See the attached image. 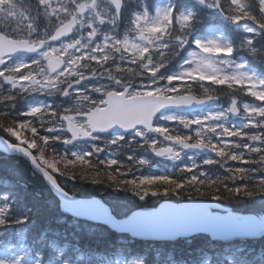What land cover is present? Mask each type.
I'll return each instance as SVG.
<instances>
[{"label":"trees","instance_id":"trees-1","mask_svg":"<svg viewBox=\"0 0 264 264\" xmlns=\"http://www.w3.org/2000/svg\"><path fill=\"white\" fill-rule=\"evenodd\" d=\"M153 2V0H149ZM181 5L195 3L190 0H177ZM248 11L246 19L248 23L258 30L255 34H248L249 39L243 36V31L227 29L229 44L233 51L229 54L231 60L243 55L249 65L264 76V4L261 0H243ZM219 5L225 13L232 8L230 0H219ZM236 16L245 17L242 9H233ZM211 12L196 5V13L192 18L193 32L188 30V43L186 47L193 44L194 39L205 33L206 24ZM227 18H232L228 15ZM201 21H206L201 23ZM210 21V20H209ZM165 36L179 37L180 30L172 21L167 23ZM228 28V27H227ZM171 35H169V33ZM254 47V50H252ZM181 49L167 59L168 70L178 69L181 58ZM246 84L230 79L227 83L192 81L181 87V91L188 90L196 95H210L218 97L221 101H229L233 98L256 102L263 113H258L256 123H252L242 130L233 128L229 132V142L223 144L219 149L223 150L221 160L231 162L230 169L221 173H208L211 176L200 174L192 175L190 171L172 174L167 178H157L151 182L140 184L137 187L130 181L139 179L135 176L136 169L143 164L138 163L137 157L133 160L124 158L121 162L109 163L94 155L85 157L74 156L66 148L60 147L54 138H49L50 133L42 132V136H36L37 140L32 152H48L51 149L61 154L64 161L54 158L53 162L57 169L55 176L59 183L75 196H97L108 204L107 197H124L137 192L145 193L147 203L155 204L160 200L169 199L174 201L186 199H202L216 201L220 205L229 207L240 212H255L260 214L263 210L259 201L264 198V97H257L246 88ZM264 86V80H263ZM7 104L0 103V135L8 140L7 132L10 128L17 127L13 110L3 111ZM261 137L262 143L250 145V137ZM47 138V139H45ZM54 148V149H53ZM221 150V152H222ZM238 157L239 159H234ZM65 179L74 184L80 192L71 188L62 180ZM0 180L10 182L9 187L0 184V190H5L8 196L0 197L4 204L2 213L3 225L21 227L24 230L23 239L32 251H38L42 260H46L51 253L52 246L57 245L66 257H74L81 253L85 258L103 253L111 256L116 251L125 254L141 255L143 261L140 264H203L205 255L211 253L209 264H224L227 255L240 260L249 261L256 257L258 251L264 254V237L258 240H241L232 245L241 244L239 252L232 251L233 246L226 248L224 243L211 241L203 233L196 234L190 238H181L172 242L141 241L120 234L107 228L102 224H92L76 220L73 216L63 211L51 190L45 185L42 178L35 173L29 162L16 155H7L0 152ZM86 187V188H85ZM150 191L155 192L152 202ZM51 200V201H50ZM116 216H124L127 213L119 212L113 204L109 205ZM98 227L99 228H91ZM125 239L124 241H120ZM227 249V250H226ZM219 255V256H216ZM247 259V260H246ZM258 261V257L255 258ZM90 261L100 262L99 259ZM222 261V262H221Z\"/></svg>","mask_w":264,"mask_h":264},{"label":"rangeland","instance_id":"rangeland-1","mask_svg":"<svg viewBox=\"0 0 264 264\" xmlns=\"http://www.w3.org/2000/svg\"><path fill=\"white\" fill-rule=\"evenodd\" d=\"M55 1L57 3L59 2V0ZM107 1L108 0H96L92 9L88 11V13L84 15V17L81 16L78 19L80 23H86L87 30L85 32L82 25L75 33L73 38H68L58 43L47 44L48 46L43 50L41 54L43 58L42 60L44 61H42V67L38 68L37 73L40 83L35 88H32L34 90L45 89L56 91L59 83L64 82L74 73H80L81 68H85L87 73H89L90 70L94 71L95 68H98L94 77L86 80L80 86L74 87L73 90L68 93L67 96H65V99L69 102H63L65 108L63 109V112H60L57 123L47 122L46 124H44L43 120V125L45 126V128L49 129L51 133L55 134L56 131L53 130L64 129L65 118H68L70 116L73 117V120L78 125H84V120L80 118V115L82 113H85L92 104H96L103 97L102 94L104 91H106V88L114 89L116 88V86H118V77L115 72L112 71H115V69L122 70L124 67L128 70L133 69L136 73H139L141 76H143V79H139L137 81L138 83H136L131 89V93L136 94L138 92H153L176 95L179 93L178 91L180 90V87L183 86L185 82L202 78L200 74H204L205 76L220 77L232 76L233 78H236L235 80L237 81L244 80L247 84H249V89L253 93L264 92V88L261 85L262 79H260V75L249 69L245 65L243 59H239L238 61H236V64L228 67L226 66L228 65V58L222 57L218 55V53L206 52L199 46L196 48H191L188 51L184 60V65L180 67L178 71L164 74L157 72L156 68L159 64L162 63L164 54H166L167 52V45L163 40L157 37L154 38L152 35L153 31L151 29L157 27V25H161V22L164 19L163 13L168 11L169 8L167 0H158L155 13L148 20H145V25L142 30L135 29L134 35L125 33L120 38L114 36L113 34H109L108 32H104L100 36L99 40L90 38L89 36L92 33H97L100 31L98 25L102 24L101 22L108 21L111 22V25H113L114 23L113 13L108 9ZM237 1L238 0H233V2ZM204 2L210 7L214 5L212 0H204ZM14 5V0H0V26L4 27L5 29L8 28L9 31L12 32L19 31L23 24L21 16L22 10L19 5H17V8H15ZM58 8H61V5L58 6ZM49 14L50 13L47 12L46 16L49 17ZM182 15H189V12L183 9L179 13V17ZM143 16L144 15L142 12H136L133 15L132 21L134 20L135 23H139ZM179 17L178 22L179 24H181L180 26H182L185 22L180 20ZM108 29L111 30V27H108ZM82 31L84 32L83 34ZM197 40L203 42L209 48L213 46V42L219 43L221 45H226L225 36L220 33L218 27L216 26L212 27L211 33L206 36H200ZM117 43L121 44L122 49L119 50L118 54L115 56V62L111 63L112 67L102 66L101 63H96L94 66L93 60L99 61L100 59H102L106 55L108 47L115 46ZM54 54L63 56L67 60V62L60 71H58L54 75H50L46 69V61L49 56ZM86 57H88L90 60H86ZM80 58H84L85 61H82L80 63L79 68ZM148 74H150V76H148ZM181 75L183 76V78L180 80H169V77ZM23 85L24 83L21 84V87H23ZM240 104L242 107V112H240L239 119L236 121V123L241 126L243 124L250 123L252 114L255 113V111L259 110V107L258 105L253 104L249 101H242ZM224 105L225 104L223 103H213L210 105L206 112L186 118L180 117V119L195 120L197 122L195 133L200 135H210V129L213 127V124L210 121H206L205 118H207L208 120V114L210 115L212 113L223 116L229 104L226 106ZM11 107L13 106H4L6 111L12 110ZM200 115L203 116L200 117ZM160 117V119H165L168 121L177 118L175 115L169 113L162 114ZM206 128L208 129L206 130ZM14 130V133H10L8 131V134L11 138H13L14 140H20L31 148L36 145L35 143L37 142L35 140V143L33 145L32 142L24 138V136H27L21 131L20 126H18L17 129ZM139 133L141 132L135 131L129 133L126 137H122V135L113 132L112 134L104 138V142L99 144V148L97 147V144L94 145V148L96 147L95 153L98 155L101 154L105 157L108 156L109 161H112L115 156H122V154L126 155L127 157L132 153V142L138 139ZM149 137L150 139L153 138V136ZM213 137H216V134H214ZM210 139L214 140L213 138ZM103 145L105 146L102 147ZM156 148H158V146L154 147L153 151ZM49 149L52 152L51 154L42 151L37 153V156L38 159L46 167L50 168L52 171H56V167H53L54 158L60 161H64V159L62 158L61 154L57 155L58 151L56 152L54 148V151L51 149V147H49ZM88 152L89 151L87 150L85 153ZM196 160V158L190 157V160L188 161L190 164L196 166ZM136 177L140 182L143 178H153L154 176L152 173H144L140 175L139 172L136 174ZM62 180L72 190H77L76 186L72 184L70 180L68 181V179L65 180L63 178ZM139 196L140 194H129L124 197L109 196L107 197V199L116 207L119 212H125L130 207L137 204V197ZM150 196H153L152 202L156 200L154 197L155 193H151ZM259 202L261 203V207H264V198H262ZM14 237L15 241L17 242L16 245L14 243H11ZM4 241L7 242L8 249L2 251V253L0 254V260L2 264H38V259L34 256H31L26 250L24 244H21L19 232L14 231L11 228L0 229V242ZM10 248L12 249L11 251L9 250ZM118 257V260H115L114 263L107 262L106 264H134V260H136L133 257ZM237 263L242 264L241 262L235 260L229 261V264ZM48 264L56 263L52 259V261Z\"/></svg>","mask_w":264,"mask_h":264},{"label":"water","instance_id":"water-1","mask_svg":"<svg viewBox=\"0 0 264 264\" xmlns=\"http://www.w3.org/2000/svg\"><path fill=\"white\" fill-rule=\"evenodd\" d=\"M70 21L63 26L69 28ZM1 45L7 44L8 48L0 49V57L9 51H16L20 42L6 39L1 36ZM125 91L120 94L110 93L106 96V107L96 109L87 114V122L92 132H103L116 129L121 132L134 129L141 125L151 129L153 117L164 109L192 110L204 105L207 99H198L191 94H184L177 97L161 95H142L130 98L125 97ZM145 101H151L149 107L155 111L151 115L148 124L139 122L135 118V109ZM128 127H125V125ZM81 129H70L73 139ZM89 133H83L85 138ZM258 141V140H257ZM190 150H206L198 144H184ZM162 150L156 155H161ZM0 151L5 153H16L29 161L33 170L42 176L45 183L50 187L53 194L60 200L64 210L72 212L76 217L88 219L94 222H103L111 228L119 231L129 232L133 236L146 239H175L180 236H189L193 233L204 231L209 232L213 237L227 238L231 230L237 229L238 236L256 237L264 232L263 222H259L252 215L241 216L234 213L219 214L211 213L209 206L216 207L213 203L203 201H184L175 203L162 201L156 208L143 207L134 210L128 217L117 219L110 209L96 198H74L58 183L53 174L42 167L29 149L19 145H12L0 137ZM144 200L143 198L141 199Z\"/></svg>","mask_w":264,"mask_h":264},{"label":"snow or ice","instance_id":"snow-or-ice-1","mask_svg":"<svg viewBox=\"0 0 264 264\" xmlns=\"http://www.w3.org/2000/svg\"><path fill=\"white\" fill-rule=\"evenodd\" d=\"M43 2H47V0H43ZM262 4H264V0H261ZM171 12H173V10H171ZM244 16L247 17L248 16V13H244ZM170 17V12L169 11H166L163 13V18L164 19H168ZM180 20H182L183 22L185 23H189L191 22L192 20V17L191 15H182L179 17ZM242 19V17L240 16H235L232 18L233 22H239L240 20ZM157 27H160L159 25H157ZM152 31H155L156 29L153 28L151 29ZM199 47L203 48L204 51L206 52H211V53H224V54H231L233 49L230 45H221L219 43H216V42H213V46L211 48L207 47V45H205L203 42L197 40L195 42ZM26 48L28 50H33L34 46L33 45H26ZM19 70V69H17ZM202 78L204 79H207V80H210V81H215L217 84H222V83H227L229 82L230 78L225 76V77H221V78H217L216 76H205L204 74H200ZM183 76H172V77H169V80L170 81H173V80H180L182 79ZM24 79H27V77H25ZM231 79H236V78H231ZM238 83H244L243 80H238L237 81ZM255 95L257 96H261V97H264V93H260V92H257L255 93ZM152 102L151 101H145L142 105H140L139 107H137L135 109V118L137 121L139 122H142V123H145V124H148L149 121L151 120V115L152 113L155 111V108L154 107H149V105L151 104ZM41 111L40 108H32L31 112L33 114H36V113H39ZM27 127V125L25 124H21L20 125V128L23 129ZM125 127H128V125L126 124ZM33 131H35V129H33ZM155 131L157 132H165L166 130L165 129H162V128H157L155 129ZM9 132L10 133H14L15 130L14 129H9ZM18 134V133H17ZM141 135H143L142 133H140ZM47 139V138H45ZM169 139H181L179 137H169ZM197 144L200 145V146H204L205 145V141L203 139H200L197 141ZM223 154V153H221ZM234 159H239L238 157H233ZM109 163H115V161H110ZM55 165L53 164V167ZM152 179H155V178H143L139 183H137V181H130V183L132 184H135L137 187L140 186V184H143L145 182H151ZM161 179H165L167 180V178H161ZM261 191H264V188L261 189ZM3 221H0V223H2Z\"/></svg>","mask_w":264,"mask_h":264},{"label":"bare ground","instance_id":"bare-ground-1","mask_svg":"<svg viewBox=\"0 0 264 264\" xmlns=\"http://www.w3.org/2000/svg\"><path fill=\"white\" fill-rule=\"evenodd\" d=\"M86 188V187H85ZM51 201V200H50Z\"/></svg>","mask_w":264,"mask_h":264}]
</instances>
